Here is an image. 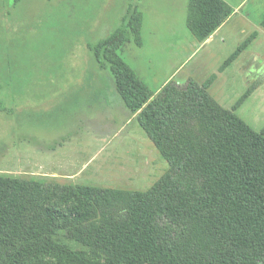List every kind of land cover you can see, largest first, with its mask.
<instances>
[{"label": "trees", "instance_id": "obj_1", "mask_svg": "<svg viewBox=\"0 0 264 264\" xmlns=\"http://www.w3.org/2000/svg\"><path fill=\"white\" fill-rule=\"evenodd\" d=\"M234 12L189 0L187 28L203 42ZM124 22L89 48L169 171L147 192L0 176V264H264V131L223 108L212 79L153 92L119 54L129 33L143 45L138 5Z\"/></svg>", "mask_w": 264, "mask_h": 264}, {"label": "rangeland", "instance_id": "obj_2", "mask_svg": "<svg viewBox=\"0 0 264 264\" xmlns=\"http://www.w3.org/2000/svg\"><path fill=\"white\" fill-rule=\"evenodd\" d=\"M224 1L234 18L187 65L200 45L186 25L189 0H0V99L14 110L0 112V176L147 192L169 171L89 48L126 30L131 5L144 13V47L129 33L119 54L153 92L194 79H171L186 64L200 84L212 79L223 108L263 132L264 0Z\"/></svg>", "mask_w": 264, "mask_h": 264}, {"label": "crops", "instance_id": "obj_3", "mask_svg": "<svg viewBox=\"0 0 264 264\" xmlns=\"http://www.w3.org/2000/svg\"><path fill=\"white\" fill-rule=\"evenodd\" d=\"M138 6H139V4H138ZM144 14V13H143ZM234 14H236V11L234 12ZM234 14H233V16L221 27V28H219L213 35H211L207 40H205V41H203V42H200V41H198L199 42V46L197 47V48H195V50H194V52H193V54H192V56L189 58L188 57V59H187V61L185 62V63H187V65H189L192 61H194L196 58H198V55H199V53H200V51H201V49L202 48H204V47H207V46H209V45H211L213 42H214V40H215V38H216V36H217V34L219 33V32H221V30L223 29V28H225L226 26H228V23L230 22V20H232L233 18H234ZM186 25H187V23H186ZM142 33H143V29H142ZM143 36V35H142ZM197 40V39H196ZM128 43V42H127ZM126 43V44H127ZM126 44H125V46H126ZM124 46V47H125ZM124 47H123V49H124ZM142 47H144V44L142 45ZM201 48V49H200ZM122 49V50H123ZM121 50V51H122ZM188 62H189V64H188ZM205 62V60H203V62H198V61H196L195 63H193V64H199V65H203V63ZM187 65L186 64H183V68H182V70H179L178 72H176L173 76H172V78L171 79H176V81L177 82H179L177 79H178V76L179 75H186L187 77L186 78H188V77H192V78H194V80H197L196 79V77L193 75V72L192 73H189V75H187V73L189 72V69H190V67L188 68L187 67ZM192 66V65H191ZM192 69H193V67H191ZM139 76V75H138ZM142 80H143V78H142V76H139ZM135 114V113H134ZM138 115V114H137ZM94 157L91 159V161H93L94 162ZM90 161V162H91ZM89 162V163H90ZM89 163H87L85 166H84V168L82 169V170H84L87 166H88V164ZM102 168V167H101ZM105 168V167H104ZM100 172V171H99ZM125 172V171H124ZM84 173H85V171H79V172H77V173H75V174H72V175H68V174H65V175H63V177H70V178H72V179H75V178H77L79 175L81 176H83L84 175ZM43 175H42V177H54V178H57V177H59L57 174H50V176H48V174H44V173H42ZM103 174V173H102ZM58 183H61V182H58ZM127 183V182H126ZM62 184V183H61ZM127 189V188H126Z\"/></svg>", "mask_w": 264, "mask_h": 264}]
</instances>
